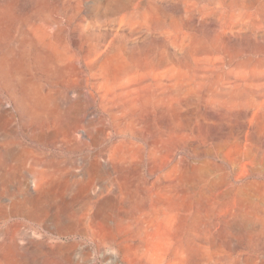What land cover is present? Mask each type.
<instances>
[{"label":"rangeland","instance_id":"rangeland-1","mask_svg":"<svg viewBox=\"0 0 264 264\" xmlns=\"http://www.w3.org/2000/svg\"><path fill=\"white\" fill-rule=\"evenodd\" d=\"M0 264H264V0H0Z\"/></svg>","mask_w":264,"mask_h":264}]
</instances>
